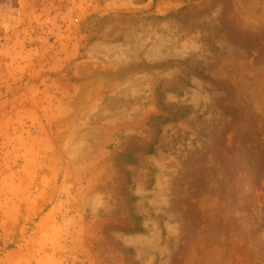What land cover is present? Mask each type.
Listing matches in <instances>:
<instances>
[{"label": "rangeland", "instance_id": "374dc122", "mask_svg": "<svg viewBox=\"0 0 264 264\" xmlns=\"http://www.w3.org/2000/svg\"><path fill=\"white\" fill-rule=\"evenodd\" d=\"M0 264H264V0H0Z\"/></svg>", "mask_w": 264, "mask_h": 264}, {"label": "trees", "instance_id": "16d2710c", "mask_svg": "<svg viewBox=\"0 0 264 264\" xmlns=\"http://www.w3.org/2000/svg\"><path fill=\"white\" fill-rule=\"evenodd\" d=\"M163 111H164V109H163ZM186 112H187V109H185L184 111H178V112L173 113V117H172V118L168 117V118L161 119V117H155V118H153V119H155V120H161L162 123H163V122L165 123V122H168L169 120H174L176 117H182ZM153 145H154V144H152V145L147 149V151H146L147 154H152V153L154 152V151H153ZM128 159L131 160L130 157H129ZM135 221H136V223H138V222H139V217H135ZM135 230H136V231H141V229H140L138 226L136 227Z\"/></svg>", "mask_w": 264, "mask_h": 264}]
</instances>
